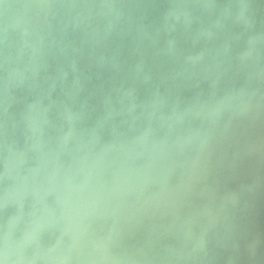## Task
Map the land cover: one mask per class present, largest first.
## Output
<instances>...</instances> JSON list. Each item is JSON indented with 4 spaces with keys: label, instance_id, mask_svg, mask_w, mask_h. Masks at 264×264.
I'll use <instances>...</instances> for the list:
<instances>
[{
    "label": "water",
    "instance_id": "water-1",
    "mask_svg": "<svg viewBox=\"0 0 264 264\" xmlns=\"http://www.w3.org/2000/svg\"><path fill=\"white\" fill-rule=\"evenodd\" d=\"M0 264H264V0H0Z\"/></svg>",
    "mask_w": 264,
    "mask_h": 264
}]
</instances>
